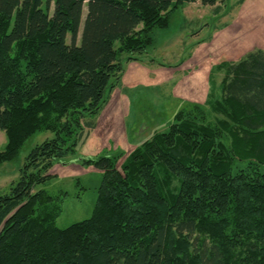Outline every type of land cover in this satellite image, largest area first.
I'll list each match as a JSON object with an SVG mask.
<instances>
[{"label": "trees", "instance_id": "16d2710c", "mask_svg": "<svg viewBox=\"0 0 264 264\" xmlns=\"http://www.w3.org/2000/svg\"><path fill=\"white\" fill-rule=\"evenodd\" d=\"M196 1L218 0H0V163L53 133L0 195V264H264L263 50L219 64L222 95L209 103L219 116L194 104L119 165L121 153L83 160L102 171L88 218L59 228V200L32 191L75 152L120 54L144 53L153 29Z\"/></svg>", "mask_w": 264, "mask_h": 264}, {"label": "rangeland", "instance_id": "374dc122", "mask_svg": "<svg viewBox=\"0 0 264 264\" xmlns=\"http://www.w3.org/2000/svg\"><path fill=\"white\" fill-rule=\"evenodd\" d=\"M85 13L86 7L79 35ZM152 39L133 59L120 54L123 70L100 112L82 119L87 133L80 134L75 152L54 163L47 172L50 178L32 189L59 200V228L92 213L102 171L83 160L121 153L119 165L144 140L165 131L177 112L194 104L219 116L209 107L222 95L225 70L219 64L239 62L252 50L264 51V0H218L212 6L183 3L170 12L167 27L153 29ZM51 137V131L33 134L13 159L0 163V195L19 180L29 151ZM5 144L0 130V151Z\"/></svg>", "mask_w": 264, "mask_h": 264}]
</instances>
